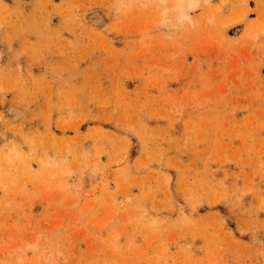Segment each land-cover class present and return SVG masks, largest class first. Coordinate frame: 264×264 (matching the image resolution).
<instances>
[{"label":"rangeland","instance_id":"rangeland-1","mask_svg":"<svg viewBox=\"0 0 264 264\" xmlns=\"http://www.w3.org/2000/svg\"><path fill=\"white\" fill-rule=\"evenodd\" d=\"M173 4L0 0V264H264V0Z\"/></svg>","mask_w":264,"mask_h":264},{"label":"bare ground","instance_id":"bare-ground-1","mask_svg":"<svg viewBox=\"0 0 264 264\" xmlns=\"http://www.w3.org/2000/svg\"><path fill=\"white\" fill-rule=\"evenodd\" d=\"M159 2H161V3H164V4H167V2L169 3L170 2V0H158ZM206 2H208L209 0H205ZM205 1H202V0H174V4H173V8H171V7H168L167 9H165L164 11H163V19H161V23H164L166 20H167V17H170V16H172V15H175L176 16V18H177V22L178 23H183V22H186V21H189V22H191V15H192V12H194V11H196L198 8H200L201 6H202V2H205ZM237 1V0H236ZM239 1V0H238ZM243 0H241V2H242ZM223 2V1H222ZM245 2V1H244ZM243 2V5L245 4V6H246V3H244ZM210 3V2H209ZM224 3V2H223ZM209 5V4H208ZM248 9V8H247ZM245 10H246V8H245ZM247 12H248V10H246ZM261 11V13H262V10H260ZM260 11H259V13L258 14H261L260 13ZM264 11V10H263ZM216 12V11H215ZM243 14V13H242ZM244 14H245V12H244ZM239 15V14H238ZM241 15V14H240ZM263 15H264V13H263ZM242 16V15H241ZM240 16V17H241ZM239 17V18H240ZM237 18H238V16H237ZM242 19H244V16L243 17H241ZM241 18H240V20H241ZM262 19V18H261ZM233 20V19H232ZM264 20V19H263ZM238 21V22H237ZM243 21V20H242ZM226 22V21H225ZM233 22H234V24H235V22L236 23H239V19H236L235 20V18H234V20H233ZM232 23V22H231ZM191 24V23H190ZM230 24V23H229ZM233 24V23H232ZM253 24V23H252ZM262 25V24H261ZM252 27V26H251ZM253 27H254V25H253ZM250 29V28H249ZM255 29H257V28H255ZM260 29H263V32H264V28L262 27V28H260ZM253 30H254V28H253ZM252 30H250V32H251ZM253 33V32H252ZM251 33V34H252ZM251 34H249V35H251ZM254 34H252L251 36H253ZM257 36L258 35H256L255 37V39H257ZM252 38V37H251ZM253 40V39H252ZM5 157H6V155H5Z\"/></svg>","mask_w":264,"mask_h":264}]
</instances>
